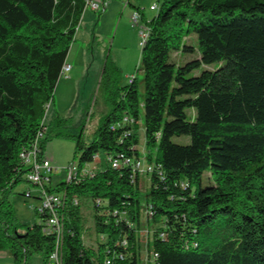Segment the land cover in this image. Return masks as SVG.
I'll return each instance as SVG.
<instances>
[{
	"label": "trees",
	"instance_id": "trees-1",
	"mask_svg": "<svg viewBox=\"0 0 264 264\" xmlns=\"http://www.w3.org/2000/svg\"><path fill=\"white\" fill-rule=\"evenodd\" d=\"M84 8V0H0V251L13 264L33 254L46 264L54 248L46 214L35 212L40 222L24 227L8 195L23 180L20 152L42 129ZM145 23L142 77L109 92L93 140L63 134L58 115L47 124L48 135L74 140L79 170L99 157L92 177L52 189L78 200L62 264H142L141 230L149 259L156 254L150 264H264V0H160ZM183 55L194 58L174 61ZM109 70L106 61L101 82ZM181 136L189 143L172 141ZM108 159L152 165L147 187L131 180V165L114 169ZM81 200L92 206L95 249L82 242Z\"/></svg>",
	"mask_w": 264,
	"mask_h": 264
},
{
	"label": "rangeland",
	"instance_id": "rangeland-1",
	"mask_svg": "<svg viewBox=\"0 0 264 264\" xmlns=\"http://www.w3.org/2000/svg\"><path fill=\"white\" fill-rule=\"evenodd\" d=\"M125 3L128 5L126 6ZM152 5L159 8L160 0H101L104 10L94 12L86 9L65 60L70 65L71 72L59 77L54 90V103L49 109L50 115L52 109H58L60 103H65L69 108L65 116L59 115L66 120V126L61 130L63 134L75 137L82 132L83 143L89 144L93 140L96 129L110 111L109 92L115 88L127 86L132 76L141 79L139 30L147 26L145 21H149L156 15L157 11L149 10ZM136 9L143 13L139 28L132 27L130 22L131 13ZM187 41L191 43L189 39ZM193 46L196 47L195 43ZM192 58L194 56L183 55L178 56L174 61L184 64ZM106 61L108 65L114 67L115 71H107L101 82ZM203 69L202 66L191 75H197ZM50 130L48 126L42 139V141L47 139L43 155L50 164L51 185L55 187L66 181L65 169L73 161L75 144L71 138L48 135ZM136 134L139 142L138 151L144 154L143 128L141 127ZM172 141L179 145H186L189 143V138L173 137ZM78 156L79 154L75 159L76 162ZM97 167L98 164H96ZM22 178L23 180L9 193L8 202L16 221L25 227L38 224L40 219L33 210L38 205L37 188L26 182L24 176ZM205 179L206 174H203V184ZM147 183V178L142 175L139 180L141 191L147 187ZM91 207L90 203L80 201L82 242L85 246L95 249L96 236L93 230ZM138 235L143 246L142 264H148L149 253L144 247L145 233L142 230ZM0 264H13L12 256L8 251H0ZM22 264H42V260L40 256L33 254L28 256Z\"/></svg>",
	"mask_w": 264,
	"mask_h": 264
},
{
	"label": "built area",
	"instance_id": "built-area-1",
	"mask_svg": "<svg viewBox=\"0 0 264 264\" xmlns=\"http://www.w3.org/2000/svg\"><path fill=\"white\" fill-rule=\"evenodd\" d=\"M85 9H89L91 11L97 12L103 9L101 6V0H84ZM127 6V3H125ZM150 11H157V7L152 5L149 7ZM130 22L132 27H138L141 23V15L140 12L137 10H133L130 16ZM149 34L148 27H142L139 30V35L141 38L140 46L146 40ZM70 65L63 64L61 68V75H65L70 71ZM130 80V79H129ZM49 107V104L46 106V111ZM124 122H128L126 118L123 119ZM131 123V121H129ZM47 130L46 125V112L45 117L42 121V129L39 130L32 142L29 146L23 149L20 152L19 158L21 165L23 166V176L25 181L29 184L34 185L37 188V197L38 205L33 208L34 212L46 214L45 221H44V230L47 235L51 234L54 236V248L51 254L49 255L46 264H62V244H63V235L66 231L65 224L66 221L68 223V210L70 208H74L78 205V200L73 198L68 200L66 194L64 192H54L51 185V167L49 162L44 158L41 150V141L45 136V132ZM98 155L92 156V163L86 164L83 166L81 170L78 169L76 162H71L66 167V181L67 183L74 182L78 183L80 179L83 177H92L94 172L96 171V162L98 161ZM110 166L114 169H119L122 165H131V174L130 178L133 181L134 178H138L140 180L141 176L144 175L149 180V176L153 172V166L148 165L146 161L140 159L135 162H131L129 159H123L122 161L118 160H111ZM29 195V194H26ZM95 205L102 209L105 208V202L96 199ZM102 211V210H101ZM104 212H108L105 209ZM113 216L118 215L122 217L121 214H117L116 211L112 213ZM144 216H151L150 212H146ZM142 231V230H141ZM139 231V232H141ZM145 236L147 234L146 230H143ZM99 240H104L103 236L98 237ZM120 245L125 246L126 242L121 240L118 242ZM118 258H121L119 256ZM156 258V254H152V258L148 260V264L152 263V261ZM104 264H112L110 260H105Z\"/></svg>",
	"mask_w": 264,
	"mask_h": 264
},
{
	"label": "crops",
	"instance_id": "crops-1",
	"mask_svg": "<svg viewBox=\"0 0 264 264\" xmlns=\"http://www.w3.org/2000/svg\"><path fill=\"white\" fill-rule=\"evenodd\" d=\"M127 5H128V3H127ZM103 10H104V8H103ZM102 10V11H103ZM86 11V9L84 10V12ZM84 12H83V14H84ZM82 14V15H83ZM77 32V31H76ZM75 35H76V33H75ZM65 64H67L66 63V61H65ZM69 72H71V68H70V71ZM53 103H54V98H53V102H52V104H49V107H48V109H47V111H46V125L48 124V122L52 119V117L53 116H55V115H62V116H65L66 115V113L69 111V108L65 105V103H60L59 105H58V109H56V108H54V109H52V113L49 115V109H50V106L51 105H53Z\"/></svg>",
	"mask_w": 264,
	"mask_h": 264
}]
</instances>
